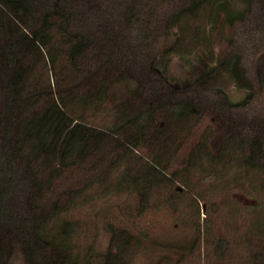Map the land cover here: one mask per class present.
Listing matches in <instances>:
<instances>
[{
	"label": "rangeland",
	"instance_id": "rangeland-1",
	"mask_svg": "<svg viewBox=\"0 0 264 264\" xmlns=\"http://www.w3.org/2000/svg\"><path fill=\"white\" fill-rule=\"evenodd\" d=\"M56 1H38L36 24ZM59 1L70 13V28L91 39L78 59L83 72L90 74L106 63L108 78L137 79L143 98L154 107L193 96L203 113L201 120L189 124L159 108L147 140L142 147H132L126 158H119L121 148L108 139L91 157L77 165L71 157L60 167L50 198H75L63 216L75 223L79 259L90 251L91 264H104L115 233L125 246L123 262L117 264H253L252 250L264 258V168L249 160L258 148L254 140L264 139L261 2L222 0L213 6L207 0ZM228 57L231 73H224V84L196 92L193 84L201 74ZM60 71L58 81H51L55 91L59 82L65 92L70 70L61 64ZM43 73L47 75L45 67ZM130 99L118 81L111 96L85 111L82 121L109 130L116 106ZM208 127L211 137L200 142ZM167 147L174 151L168 168L156 166L170 179L156 176L157 181L135 185L125 177L129 167L138 169L144 160L153 163L155 153ZM20 190L15 206L25 219L27 197ZM199 220L201 241L191 249ZM220 239L228 243L222 254L216 251ZM11 263L29 264L22 244Z\"/></svg>",
	"mask_w": 264,
	"mask_h": 264
},
{
	"label": "trees",
	"instance_id": "trees-1",
	"mask_svg": "<svg viewBox=\"0 0 264 264\" xmlns=\"http://www.w3.org/2000/svg\"><path fill=\"white\" fill-rule=\"evenodd\" d=\"M38 1L0 0V85L3 91L0 104V264H12L21 244L29 264H91L90 251L79 259V253L75 252V223L63 216L75 205L74 196L63 202L60 196L50 198L55 177L61 175L60 167L68 165L71 157L75 165L91 157L104 148L108 139L121 148L119 158H126L132 147H142L147 140L159 108L167 109L169 114L189 124L201 120L203 113L193 96L171 99L160 103L159 108L154 107L143 98V85L137 79L108 78L106 63L90 74L83 72L78 59L90 46V37L70 28V13L59 0L43 13L41 23L36 24ZM207 1L216 6L222 0ZM259 1L264 8V0ZM61 64L70 70L65 74V92L59 82L55 91L51 81V77L58 81ZM231 64L232 59L228 57L201 74L193 84L194 90L204 92L224 84V73H231ZM118 81L125 84L131 99L122 100L116 106L117 116L109 130L84 123V112L99 107L109 98L111 87ZM211 135L208 127L199 141L207 142ZM254 143L258 148L253 149L249 160L264 168V139L258 138ZM170 151L167 147L155 153L153 163L144 160L138 169L129 167L125 177L129 176L135 185L150 184L157 181L156 176L170 179L156 166L157 163L168 168L174 153ZM254 156L261 160L257 161ZM56 161L61 164L56 166ZM46 169L49 170L47 175ZM19 189L27 197L25 219L19 217L15 206ZM197 230L191 249L201 241L200 220ZM227 245L226 239H220L216 251L224 253ZM116 246L119 251L114 252ZM104 255V264L123 262L125 246H121L116 233ZM251 258L253 264H264L259 251L252 250Z\"/></svg>",
	"mask_w": 264,
	"mask_h": 264
}]
</instances>
